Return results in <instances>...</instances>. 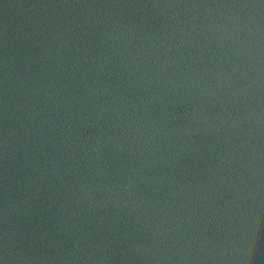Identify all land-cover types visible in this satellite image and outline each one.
<instances>
[{
	"label": "water",
	"instance_id": "1",
	"mask_svg": "<svg viewBox=\"0 0 264 264\" xmlns=\"http://www.w3.org/2000/svg\"><path fill=\"white\" fill-rule=\"evenodd\" d=\"M0 264H264V0H0Z\"/></svg>",
	"mask_w": 264,
	"mask_h": 264
}]
</instances>
